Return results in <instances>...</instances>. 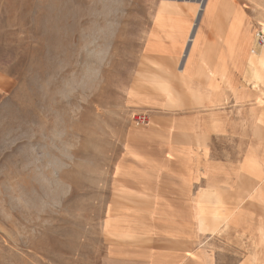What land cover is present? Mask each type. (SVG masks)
<instances>
[{"label": "rangeland", "instance_id": "rangeland-1", "mask_svg": "<svg viewBox=\"0 0 264 264\" xmlns=\"http://www.w3.org/2000/svg\"><path fill=\"white\" fill-rule=\"evenodd\" d=\"M215 3L224 20L239 12L249 21L257 53L252 77L240 70L235 97L194 91L184 74L171 80L176 71L145 58L153 12L185 4L0 0V264H110V248L124 250L122 264L137 262L138 224L160 212L140 208L158 198L121 186L115 170L131 129L162 111L223 110L224 128L204 137L203 164L227 171L242 160L240 176L253 178L251 190H261L264 201V176L244 165L252 146L264 154V43L257 36H264V0ZM212 72L201 58L194 75L208 87ZM224 180L207 174L193 181L191 264H264V206L246 196L248 188L237 200ZM211 182L221 187L201 189ZM109 203L124 209L122 237L108 230ZM249 206L260 219L251 235L230 222ZM117 250L111 264H120Z\"/></svg>", "mask_w": 264, "mask_h": 264}, {"label": "crops", "instance_id": "crops-1", "mask_svg": "<svg viewBox=\"0 0 264 264\" xmlns=\"http://www.w3.org/2000/svg\"><path fill=\"white\" fill-rule=\"evenodd\" d=\"M162 1L176 2L185 6L183 5L180 11L161 12L159 5L153 12V34L145 58L151 65L168 66L176 71L171 80L180 81L179 76L184 74L189 78L194 91L201 90L206 93L210 91L211 96L215 98H223L224 93L237 96L241 77L239 67L246 63V59L240 58L238 34L236 33V38H229L230 21L224 20L218 10H206L208 0H205L204 8L196 9L195 13L190 7L195 6L198 0ZM227 38L228 43H225ZM252 43L253 40L247 47H251ZM206 50H208L207 55L202 56ZM201 58L206 59L207 64L215 71L212 82L219 83L218 86L207 87L202 78L195 77L194 72L201 64ZM223 67H226V81L232 83L230 88L224 85L226 81L220 77L222 73H218ZM210 108L214 109L211 112L202 110L158 112L150 124L131 129L126 137L122 159L117 165L118 170H115V178L121 186L134 184L144 192H155L158 201L143 202L144 207L140 209H156L158 206L160 210L152 217L145 214L141 218V224H138L140 231L136 236L137 262L130 264H191V193L194 180L202 179L207 174L225 179L224 181L230 180L231 191L236 196L242 195L241 192L245 195V189L248 188L250 191L254 187L251 186L254 180L250 175L240 176L238 172L242 160L227 171L210 172L209 166L203 164L205 160L203 147L206 143L204 137L210 130H222L225 121L223 110L217 105H212ZM255 155H257L256 149ZM262 159L264 160V154H258V160ZM240 184L243 186L242 189ZM211 186L221 187L218 182H211L201 189H208ZM245 209L246 211H242ZM106 210L107 219L111 221L109 232L122 237L124 230L121 222L124 214L119 211L124 210L123 207L109 203ZM239 211L241 218H238L237 225L234 223L232 225L247 232L248 235L255 234L253 225H256L260 219H256L251 206L244 209L239 207ZM126 241L122 240L120 245H128L125 244ZM113 250L117 249L110 248L108 256L110 264ZM123 251L117 250L114 253L115 256H119L120 253V264L125 257ZM248 256L254 255L250 252Z\"/></svg>", "mask_w": 264, "mask_h": 264}, {"label": "bare ground", "instance_id": "bare-ground-1", "mask_svg": "<svg viewBox=\"0 0 264 264\" xmlns=\"http://www.w3.org/2000/svg\"><path fill=\"white\" fill-rule=\"evenodd\" d=\"M209 1H211V0H209ZM215 2H216V0H214V2H211V5H209V8L211 7V11L214 10V8H215V5H216ZM228 30H229V35H230V37L228 36L229 38H231V37L236 38V33L238 34V41H239V46H240V58H241V60L246 59V63L240 65V67H239L240 70L249 71L250 75L252 77V72H253L252 65L254 64V60L257 57V53H256V50H253V49H250V47H247V45L249 43H251V40H252V33H251L252 31H251V27H250L248 21L246 20V18L241 13L236 12L233 15V17L229 23ZM178 31L181 32L180 29H178ZM225 40H226L225 43H228L229 39L227 38ZM234 41H236V40H234ZM218 73H222V75L220 77H223L225 79V81L227 80L226 71H225L224 67L221 70V72L218 70ZM214 74H215V71H213L211 74V78H210L209 83H208L209 87L219 85V83L216 84V83L212 82ZM224 85L231 87L232 83L226 81V82H224ZM213 101H216V100L214 99ZM256 118H257L256 124H258V122H259L258 117H256ZM251 148L252 149L249 150L247 157L246 158L244 157V159H245L244 165L246 167H248L249 169L255 170L256 172H258L264 176V169H261L257 164L258 163L257 162L258 157H257V155H255V149L256 148L254 146H252ZM262 162H264V160H262ZM208 169L210 172L214 171L213 167H211V166H209ZM246 196L251 198V199L256 200L257 202H259V204L264 206V201L262 199L263 192L261 190H252V191L250 190V191H248ZM240 214H241V212L238 210L230 222L231 223L237 222L238 218H241ZM196 217L199 221V216H196Z\"/></svg>", "mask_w": 264, "mask_h": 264}, {"label": "built area", "instance_id": "built-area-1", "mask_svg": "<svg viewBox=\"0 0 264 264\" xmlns=\"http://www.w3.org/2000/svg\"><path fill=\"white\" fill-rule=\"evenodd\" d=\"M257 36H258V44L262 45L264 43V36H263V34L261 35V34L257 33ZM146 118L147 117H145V115H143V117H139V119L141 120L140 121L141 124L142 123L145 124L147 122L146 121Z\"/></svg>", "mask_w": 264, "mask_h": 264}]
</instances>
